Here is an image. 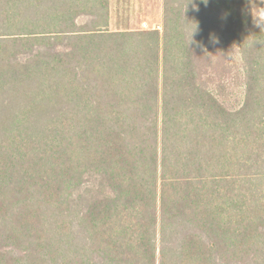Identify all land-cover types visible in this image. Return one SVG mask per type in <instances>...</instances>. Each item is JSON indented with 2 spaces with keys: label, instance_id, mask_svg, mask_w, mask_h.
Listing matches in <instances>:
<instances>
[{
  "label": "trees",
  "instance_id": "16d2710c",
  "mask_svg": "<svg viewBox=\"0 0 264 264\" xmlns=\"http://www.w3.org/2000/svg\"><path fill=\"white\" fill-rule=\"evenodd\" d=\"M256 2L0 0V264H264Z\"/></svg>",
  "mask_w": 264,
  "mask_h": 264
},
{
  "label": "rangeland",
  "instance_id": "374dc122",
  "mask_svg": "<svg viewBox=\"0 0 264 264\" xmlns=\"http://www.w3.org/2000/svg\"><path fill=\"white\" fill-rule=\"evenodd\" d=\"M126 10L131 29H161L162 0H128V9L126 8ZM236 97L240 101L239 94H235Z\"/></svg>",
  "mask_w": 264,
  "mask_h": 264
},
{
  "label": "clouds",
  "instance_id": "9594fccd",
  "mask_svg": "<svg viewBox=\"0 0 264 264\" xmlns=\"http://www.w3.org/2000/svg\"><path fill=\"white\" fill-rule=\"evenodd\" d=\"M202 2L207 4L208 0H202ZM253 8H255V14ZM249 13L252 16L254 27L259 28L260 33L264 32V0H257L256 3L252 4Z\"/></svg>",
  "mask_w": 264,
  "mask_h": 264
}]
</instances>
